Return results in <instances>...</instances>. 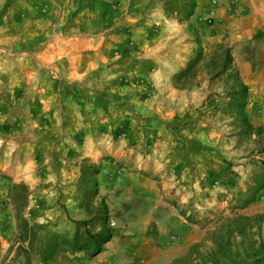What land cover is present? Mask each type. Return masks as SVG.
<instances>
[{"label":"rangeland","instance_id":"obj_1","mask_svg":"<svg viewBox=\"0 0 264 264\" xmlns=\"http://www.w3.org/2000/svg\"><path fill=\"white\" fill-rule=\"evenodd\" d=\"M0 23V264L262 254L264 0H196L185 19L154 0H0ZM17 185L31 226L73 238L88 220L110 240L94 256L24 253Z\"/></svg>","mask_w":264,"mask_h":264},{"label":"trees","instance_id":"obj_2","mask_svg":"<svg viewBox=\"0 0 264 264\" xmlns=\"http://www.w3.org/2000/svg\"><path fill=\"white\" fill-rule=\"evenodd\" d=\"M157 4L160 5V8L164 14V16L176 17L179 19H185L192 15L194 9L196 8V0H154ZM1 25V23H0ZM231 61V57L229 54L226 55L225 63L229 64ZM195 61H193L194 63ZM192 63V64H193ZM191 64V65H192ZM190 65V67H191ZM189 67V68H190ZM189 68L182 73H180L178 77L185 76L189 70ZM235 84L237 87V96H241L242 99L245 98L246 95V87L241 83L238 77H235ZM235 101H238L235 98ZM240 116L244 117L243 113ZM244 119V118H243ZM247 130L251 131L252 128L246 124L244 126ZM261 152L264 154V146L261 148ZM260 164L264 168V160L260 161ZM97 172L92 174L95 175ZM263 189L262 185H259L257 189H254L253 196L250 200H248L244 206L255 201V198L259 191ZM12 190H20L21 193L26 190V187L23 185H17L12 188ZM86 195L94 196L96 191L86 190L84 192ZM12 203L14 205V210L16 212V221L18 223V230H20V238L19 242L21 244L27 243L28 246L26 248H21L24 253L34 252V256L36 259L41 260L42 262H47L56 255L64 252L71 251L72 253L77 252H86L92 251L91 255L94 256L100 252L101 246L107 243L111 238V233L107 229H101L98 233L93 234L89 229V221H76L74 225L76 227L75 234L73 238H68L65 235L59 233H53L48 235L42 232L41 226H31L23 217L22 210L25 208L27 203V194L23 192V196H13ZM39 230V231H38ZM262 254L259 257H256L249 264H264V246L262 250ZM188 258H182L177 260L174 264H189L187 263Z\"/></svg>","mask_w":264,"mask_h":264},{"label":"bare ground","instance_id":"obj_3","mask_svg":"<svg viewBox=\"0 0 264 264\" xmlns=\"http://www.w3.org/2000/svg\"><path fill=\"white\" fill-rule=\"evenodd\" d=\"M252 74H254V75H256L257 73H255V72H252ZM258 82L256 81V82H254V84H257Z\"/></svg>","mask_w":264,"mask_h":264}]
</instances>
